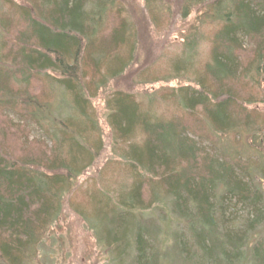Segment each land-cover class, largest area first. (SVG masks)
Masks as SVG:
<instances>
[{
  "label": "trees",
  "instance_id": "1",
  "mask_svg": "<svg viewBox=\"0 0 264 264\" xmlns=\"http://www.w3.org/2000/svg\"><path fill=\"white\" fill-rule=\"evenodd\" d=\"M123 1L0 0V111L52 142L51 150L33 144L34 154L21 127L0 115V264H38L65 207L113 264H264V114L251 109L255 96L264 104V0H142L155 31L174 15L193 20L184 52L151 83L193 86L161 93L182 115L166 121L131 93L108 94L106 125L127 181L102 177L93 195L78 192L101 154L91 101L136 59L138 33ZM202 27L210 45L199 62ZM40 77L67 96L69 114L42 93ZM202 126L247 139L250 155L229 141L197 142L191 131ZM160 207L173 219L153 222L166 217ZM164 228H177L172 240Z\"/></svg>",
  "mask_w": 264,
  "mask_h": 264
},
{
  "label": "rangeland",
  "instance_id": "2",
  "mask_svg": "<svg viewBox=\"0 0 264 264\" xmlns=\"http://www.w3.org/2000/svg\"><path fill=\"white\" fill-rule=\"evenodd\" d=\"M15 2L19 3L20 0H15ZM120 3L123 4L125 11L130 14L131 21L136 26L138 33L136 59L124 75L116 80L110 81L106 88L101 90L97 97L91 101L92 109L95 113L100 131V139L103 144L101 143V154L94 163L92 169L87 171V173L81 176L77 181L78 183L76 186L80 193H84V191H87V194L89 193L92 195L93 192L96 193L97 189L102 187L101 181L104 182V178L102 177L110 179L113 184H116L117 182L123 184L127 181L124 169L117 165L119 160L117 154L113 152L110 130L106 125L104 100L108 94L116 91L131 93L135 96L136 101L142 104V107L149 109L152 106L155 110L154 113L156 116H161L166 121L172 118L180 119L182 115L171 103H169V99L163 100L161 93L167 91L165 88L181 89L193 86V84H190L186 80L168 83L163 82L162 84L151 83L160 79V76L165 74L168 70L170 62L184 52L183 36L186 34V30H191L193 20H188L189 23L186 24L178 19V15H174L169 18V21H163L156 32L146 18L142 6V0H125ZM192 17L193 16H191V18ZM162 25L163 28H161ZM199 32V36L203 35L206 39L205 42H202L203 39L201 40L196 51L199 62H203L206 60L209 50L210 44L206 43V41H209L210 39V29L202 27L199 29ZM139 75H141L142 78L143 76L149 78L150 82L143 78L144 80L142 81L144 84L140 85L138 78L141 76ZM40 80L42 93L48 95L51 93V101L53 100L52 103L55 105L59 104L60 108H58V106L56 107L58 113L63 116L69 114V101L67 96L64 95L61 97L62 91L58 90L56 85H51L50 87V85L41 77ZM190 80L192 81V77L188 81ZM32 81L33 86H35L36 89V87H38V81L35 79H32ZM51 89L52 91H50ZM254 99L256 102L251 109L257 111L259 114H264V104L258 102V96H255ZM7 114L8 118L15 126L21 127V133L27 140L26 148L31 147L29 150L34 151L33 153L36 155H38L39 152L37 151V148L33 146L35 143L41 144L46 150H51L52 142L48 139L47 134L44 132L45 130L40 129L37 125L31 122H25L26 120L20 121V118L12 112H8ZM7 114L0 111V115L7 116ZM261 118H263V116ZM190 120L191 118H188V122ZM191 132L199 143L205 145L207 144L205 139L210 141L209 147L214 146V144L218 142L225 145L226 141H229L230 149L239 150L243 157L250 155V153L246 152L243 147L246 146L245 143L250 145V142L247 141V139L244 143L243 139L238 136L224 137L215 134L212 135L211 132L207 130L206 126H202L200 130L196 129ZM40 154L41 153H39V155ZM107 164H111L112 167L110 165L106 168L108 170L103 174V169H105L104 167ZM116 185L112 186L111 191ZM262 190L264 192V187H262ZM75 199H77V197H74V200ZM76 201L78 200H75V203H77ZM160 211L166 217H163L162 214H154L151 219L153 222H157L161 217L168 218V220L173 219L170 218V213L166 207H160ZM63 213V217L59 223L56 224L53 234L51 233L52 235L47 237L45 244L42 246L39 258L40 262L38 264H113L109 252L97 248L93 234L87 229L85 223L70 210L66 209V207L65 210H63ZM144 217L147 218V216ZM142 221H144V219H142ZM145 222H147V220ZM176 229L177 228H170L167 230L164 228L162 230V235L168 234V238L172 240L170 234L175 233ZM260 236L264 239V229Z\"/></svg>",
  "mask_w": 264,
  "mask_h": 264
}]
</instances>
